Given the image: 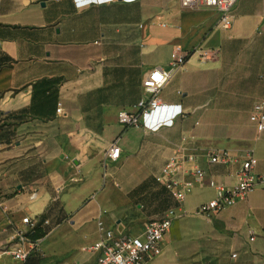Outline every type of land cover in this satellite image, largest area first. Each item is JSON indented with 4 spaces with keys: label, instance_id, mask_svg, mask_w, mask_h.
<instances>
[{
    "label": "crops",
    "instance_id": "1",
    "mask_svg": "<svg viewBox=\"0 0 264 264\" xmlns=\"http://www.w3.org/2000/svg\"><path fill=\"white\" fill-rule=\"evenodd\" d=\"M232 16L222 29L218 11L183 9L179 0L80 8L74 0H0V245L23 217H39L48 220L39 246L60 234L73 242L71 262L92 264L95 255L82 248L100 238L99 220L115 235L140 236L175 208L187 214L146 264H264V188L211 219L194 213L214 197L209 181L232 186L240 166L208 163L207 149L241 160L250 148L254 171L264 175V128L249 119L252 98L264 114V0H238ZM247 27L256 35L244 41ZM175 47L185 63L157 97L182 114L154 132L123 128L118 112L136 109L143 79L167 69ZM202 50L213 56L202 61ZM114 141L120 151L112 159ZM181 147L193 157L185 168L204 177L182 176L192 186L178 204L154 177ZM40 250L27 264L64 261ZM0 264L20 263L4 255Z\"/></svg>",
    "mask_w": 264,
    "mask_h": 264
},
{
    "label": "built area",
    "instance_id": "2",
    "mask_svg": "<svg viewBox=\"0 0 264 264\" xmlns=\"http://www.w3.org/2000/svg\"><path fill=\"white\" fill-rule=\"evenodd\" d=\"M78 8L88 6L92 3L110 2L115 0H74ZM125 2L133 0H122ZM238 0H179L183 9H196L200 7L212 8L219 12L217 26L228 29L232 25V9ZM164 25V24H163ZM202 61H207L213 56L212 51L202 50L199 54ZM185 57L180 47H175L172 59L167 69L161 67L153 68L142 81L144 95L139 99L136 109L133 111L121 110L117 114L118 123L123 128L142 127L148 131H157L160 127H171L174 120L182 114L181 105H170L162 103L157 97L161 88L167 83L172 75L180 70L185 63ZM61 112L60 104L56 109ZM250 121L255 123L256 130L264 128V114L262 104L253 105L249 116ZM185 140V137L182 138ZM119 147L116 141L112 142L107 149L106 155L115 159L119 155ZM207 162L210 164H228L232 161H240V166L235 174V183L226 186L215 180L209 181V186L214 189V197L196 206L194 213L211 219L222 209L243 201L257 188H264V175L254 171L253 152L250 148L244 150L242 158L232 156L224 149H207L205 152ZM193 157L186 155L181 148L173 155L160 172L154 177L169 195L178 204H181L186 194L191 190V183L186 182L182 176L191 174L195 179L201 180L204 172L196 167L188 171L185 162ZM181 176V177H180ZM187 212L183 209H168L161 218L146 223L140 236L129 234L115 235L111 230L104 229L102 221L97 222L100 238L92 245L83 247L82 251L95 255L92 264H146L149 259L158 256L161 251V241L170 230L174 219L183 217ZM48 220L39 217L25 216L21 219L23 228H15L6 242L0 245V258L10 255L20 264H27L32 254H41L40 238L33 239L41 226L47 224ZM254 232L248 231V240L253 241ZM235 257V254H232ZM55 264H76L71 261H62Z\"/></svg>",
    "mask_w": 264,
    "mask_h": 264
},
{
    "label": "rangeland",
    "instance_id": "3",
    "mask_svg": "<svg viewBox=\"0 0 264 264\" xmlns=\"http://www.w3.org/2000/svg\"><path fill=\"white\" fill-rule=\"evenodd\" d=\"M246 2H248L249 4L251 3L254 4L255 0H246ZM246 30L248 32V35H243L244 41L247 38L250 40L252 36L256 35L255 33L252 34L248 27L246 28ZM244 45L247 46L248 44L245 43ZM260 75H261L260 81L264 82V75L262 73ZM258 101H260V99L252 98L251 100L252 106L255 102H258ZM66 241L63 239V236L58 234V235H55L52 239H50L48 243L47 242L45 244L42 243L40 248L42 249V251L45 252V254L49 253V255L52 256L53 259H58V260L63 259L64 261L66 260L71 261L72 256L71 254L66 252L67 251L66 249L73 242H68V240ZM55 263H59V261Z\"/></svg>",
    "mask_w": 264,
    "mask_h": 264
},
{
    "label": "trees",
    "instance_id": "4",
    "mask_svg": "<svg viewBox=\"0 0 264 264\" xmlns=\"http://www.w3.org/2000/svg\"><path fill=\"white\" fill-rule=\"evenodd\" d=\"M42 236H43V234L42 233H38V231H37L34 235H32V238L36 239V238H41Z\"/></svg>",
    "mask_w": 264,
    "mask_h": 264
}]
</instances>
